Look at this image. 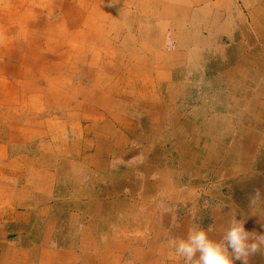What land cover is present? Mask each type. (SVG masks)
<instances>
[{
    "label": "crops",
    "instance_id": "crops-1",
    "mask_svg": "<svg viewBox=\"0 0 264 264\" xmlns=\"http://www.w3.org/2000/svg\"><path fill=\"white\" fill-rule=\"evenodd\" d=\"M183 1L186 7L193 8L192 20L201 22L200 28L220 22V11L224 10L231 38L246 39L242 27L247 24L243 10L248 7L247 0ZM256 2V6H264L263 0ZM184 32L166 37L164 43L169 46L156 51L162 59L156 62L152 59L166 73L174 68L179 74L183 71L182 49L190 38L184 37L191 35L194 40L192 32ZM202 34L198 33L197 40H208V44L207 48L204 43L197 44L204 46L198 47V52H203L197 54L198 65L206 72L211 71L213 64L215 70L218 61L212 63L209 58L214 43H209V35ZM172 40H177L174 47ZM240 46L234 54L246 59L248 48L246 44ZM184 49L196 52L194 44ZM226 62L219 61L223 81L227 79L226 70H232L224 66ZM188 64L194 66L192 60ZM168 77L175 81L169 87L186 84H181L179 77L172 79L168 75L166 82ZM226 83L231 85V80ZM112 102L113 99L105 101ZM152 103L160 104L159 119L171 122V126L188 116L185 99L175 93L158 97ZM153 113L150 117L156 119L157 113ZM98 118L90 121V128L79 129L85 138L72 146L70 159H57L56 153L41 162L25 159L26 166L8 167L6 174L0 176V264H173L168 259L172 251L170 239L186 237L193 225L205 228L212 225L214 231L209 236L219 240L235 215L244 219L247 231L264 233V198L252 200L255 192L264 194L262 129H256L245 146L242 143L240 153L229 148L217 162L214 139L208 145L194 146L187 142L188 135H184L181 126L177 130L168 129L170 136L174 133L175 137L170 140V147L165 139L163 145L147 148L137 146V123L131 118L112 116L100 127ZM151 126L147 132L151 136H168L157 122ZM207 134L211 136L210 132ZM201 150L205 152L200 154ZM226 185L230 192L222 191ZM201 214L206 216L204 221L199 217ZM248 264H264V249L250 256Z\"/></svg>",
    "mask_w": 264,
    "mask_h": 264
},
{
    "label": "rangeland",
    "instance_id": "rangeland-1",
    "mask_svg": "<svg viewBox=\"0 0 264 264\" xmlns=\"http://www.w3.org/2000/svg\"><path fill=\"white\" fill-rule=\"evenodd\" d=\"M29 1L0 0V176L6 174L8 167L26 166L25 159L41 162L54 153L58 155L57 159H70L72 146L85 138L79 129L82 126L90 128V121L98 116L99 127L112 116L113 119L118 116L131 118L137 123L135 142L138 147L161 146L165 139L170 147V140H175L174 134L168 133L171 122L159 119L160 109L152 103L158 97H169L170 93L185 99V112L189 115L181 117L174 129L181 126L184 135H189L187 142L196 146L208 145L214 139L217 162L224 158L229 148L240 152L242 143L245 146L256 129H262L260 124L264 118L254 114L249 104L252 100L264 104V96L255 97L249 93L255 92L264 80L260 76L253 82L249 77L246 81V59L234 54L236 48L247 44L248 48L264 56L261 47L264 6H256V1L261 0H247L248 7L243 10L248 26L243 25L242 31L247 29L250 36L237 41L230 36L231 26L224 22L226 11H220V22L204 24L200 28L201 22L192 20L193 8L186 7L183 0H53L51 7L49 2L46 6L45 1L39 5H35L37 0ZM31 2L35 3L32 5ZM29 10L32 11L30 14ZM204 15L207 16V12ZM177 25L182 28L176 30ZM181 31L192 32L194 40L190 39L193 36L186 35L185 39L190 38L185 40L184 48L194 44L196 52L193 54L183 48V71L179 74L174 68L171 73H166L161 65L153 63L162 59L156 51L169 46H165L166 37ZM201 32L209 35V43H214L210 48V62L226 60L224 66L232 67L231 85L227 86L229 77L223 81L222 72L214 70L213 64H210L213 69L206 72L198 65L197 54L203 53L198 52V47L204 46L197 44L204 43L205 48L208 44V40H197ZM176 41L172 40L173 47ZM147 53L151 55L146 57ZM189 59L194 66L187 65ZM165 75L172 79L179 77V82L186 84L169 87V83L175 81L168 77L169 82H166ZM107 99H113V102L105 103ZM139 99L143 102H138ZM199 108L200 111L195 112ZM153 112L157 113V120L150 117ZM156 122L168 136L147 133ZM204 152L199 151L200 154ZM230 190L227 185L222 189L225 193ZM201 195L205 197L203 193ZM203 216H199L202 221L206 219Z\"/></svg>",
    "mask_w": 264,
    "mask_h": 264
},
{
    "label": "clouds",
    "instance_id": "clouds-1",
    "mask_svg": "<svg viewBox=\"0 0 264 264\" xmlns=\"http://www.w3.org/2000/svg\"><path fill=\"white\" fill-rule=\"evenodd\" d=\"M264 194L257 191L252 200L258 201ZM244 219L232 217L227 229L219 240L209 236L214 231L212 225L207 228L193 225L186 237L172 238L168 245L172 251L168 259L173 264L182 260L183 264H248L249 257L264 249V233L249 232L244 227Z\"/></svg>",
    "mask_w": 264,
    "mask_h": 264
},
{
    "label": "bare ground",
    "instance_id": "bare-ground-1",
    "mask_svg": "<svg viewBox=\"0 0 264 264\" xmlns=\"http://www.w3.org/2000/svg\"><path fill=\"white\" fill-rule=\"evenodd\" d=\"M20 1V0H19ZM29 1V0H28ZM38 1V3L36 2H31V4L33 5L34 3H35V5H39L42 1H45V4H46V6H48V2H49V4H50V7L52 6V4L54 3V1L53 0H37ZM7 2V1H6ZM30 2V1H29ZM60 2V1H59ZM78 2V1H77ZM62 4L63 3H65V1H62L61 2ZM92 3V2H91ZM100 3V2H99ZM81 4V3H80ZM9 5V4H8ZM91 5H93V4H91ZM99 5V4H98ZM102 5V4H101ZM26 6V5H25ZM107 6H108V4H107ZM76 7H78V6H76ZM85 7V6H84ZM99 7V6H98ZM28 8V7H27ZM31 8V7H30ZM100 8V7H99ZM5 9V8H4ZM6 9H7V7H6ZM15 9V8H14ZM23 10V9H22ZM32 11H33V9H31ZM102 10V9H101ZM10 11V10H9ZM19 11V10H18ZM30 11V10H29ZM32 11H30V12H28L29 14L32 12ZM54 11V10H53ZM5 12V11H4ZM14 12V11H13ZM103 12V11H102ZM263 12H264V10H263ZM9 13V12H8ZM34 13V12H33ZM38 13V12H37ZM19 14V13H18ZM25 14V13H24ZM68 14V13H67ZM34 15V14H33ZM108 15V14H107ZM252 15V14H251ZM25 16H26V14H25ZM68 16H70V15H68ZM29 17V16H28ZM85 17V16H84ZM89 17V16H88ZM88 17H87V19H88ZM96 17V16H95ZM102 17V16H101ZM263 17H264V15H263ZM13 18V17H12ZM26 18V17H25ZM31 18H33V17H31ZM105 17H103V19H104ZM17 19H19V18H17ZM71 19V18H70ZM90 19V18H89ZM93 19V18H92ZM47 20V19H46ZM51 20V19H50ZM100 20V19H99ZM15 21V20H14ZM82 21V20H81ZM102 21V20H101ZM262 21V20H261ZM47 22V21H46ZM53 22V21H52ZM29 23V22H28ZM94 23V22H93ZM7 24H9V23H7ZM14 24H16V23H14ZM48 24V23H47ZM51 24V23H50ZM56 24V23H55ZM54 24V25H55ZM4 25V24H3ZM23 25V24H22ZM52 25H53V23H52ZM58 25V24H57ZM82 25V24H81ZM247 25V24H246ZM27 26V25H26ZM35 26V25H34ZM51 26V25H50ZM62 26H63V24H62ZM248 26V25H247ZM7 27V26H6ZM23 27V26H22ZM48 27V26H47ZM86 27V26H85ZM9 28V27H8ZM7 28V29H8ZM18 28V27H17ZM61 28V27H60ZM79 28V27H78ZM80 28H82V27H80ZM5 29V28H4ZM10 29V28H9ZM8 29V30H9ZM77 29V28H76ZM84 29V28H83ZM102 29V28H101ZM12 30V29H11ZM23 30V29H22ZM60 30V29H59ZM92 30V29H91ZM97 30V29H96ZM67 31V30H66ZM83 31V30H82ZM79 32V31H78ZM90 32V31H89ZM93 32V31H92ZM100 32H101V30H100ZM243 32H245L246 33V36L249 38V32L247 31V29H243ZM17 33V32H16ZM19 33V32H18ZM23 33V32H22ZM73 33V32H72ZM102 33H104V32H102ZM63 34V33H62ZM78 34V33H77ZM98 34V33H97ZM251 34V33H250ZM72 35V34H71ZM81 35V34H80ZM36 36V35H35ZM18 37V36H17ZM37 37V36H36ZM95 37V36H94ZM262 37H264V34H262ZM20 38V37H19ZM39 38V37H38ZM43 38V37H42ZM48 38V37H47ZM82 38H84V37H82ZM251 38V37H250ZM22 39V38H21ZM104 39H105V37H104ZM240 39V38H239ZM18 40V39H17ZM37 40V39H36ZM41 41H42V39H41ZM38 42V41H37ZM47 42V41H46ZM45 42V43H46ZM240 42V41H239ZM261 42H262V44H261V47H263L264 48V39H262L261 40ZM253 45V44H252ZM260 45V44H259ZM97 46V45H96ZM95 46V47H96ZM246 46H247V44H246ZM235 47V46H234ZM241 47V46H240ZM94 48V47H93ZM233 48V47H232ZM242 48V47H241ZM247 48H248V46H247ZM249 50H247V55H246V65H247V72H246V77H245V80L247 81H249V79H248V77L249 78H251L252 80L253 79H255L256 77H260V76H262V78H263V80H264V56L263 57H261V55L260 54H258L257 52H256V50L255 49H252L251 50V48H248ZM56 51V50H55ZM101 51V50H100ZM229 51V50H228ZM1 52V51H0ZM84 52V51H83ZM260 52H261V50H260ZM1 54V53H0ZM96 54V53H95ZM262 54V53H261ZM68 55V54H67ZM6 58V57H5ZM26 59V58H25ZM75 59V58H74ZM97 59H98V57H97ZM229 59V58H228ZM239 60V59H238ZM76 61V60H75ZM77 62V61H76ZM230 62V61H229ZM236 62V61H235ZM237 63V62H236ZM22 64V63H21ZM217 64V66H215L216 67V69L215 70H219L220 69V67L222 66H220V64H219V62L218 63H216ZM238 65H239V63H238ZM246 65H244V66H246ZM28 66V65H27ZM92 66V65H91ZM229 66V65H228ZM252 66V68L255 66V68H249V67H251ZM26 67V66H25ZM223 67V66H222ZM211 68V67H210ZM211 69H213V68H211ZM240 70V69H239ZM252 70V71H251ZM240 72V71H239ZM213 73V72H212ZM251 73H253V76H251ZM44 74V73H43ZM224 76H227V78L228 79H233V76H234V72H232L231 73V71H227L225 74H224ZM84 78V77H83ZM241 78V76L239 77V79ZM138 79V78H137ZM141 80V79H140ZM138 81V80H137ZM229 81V80H228ZM138 83H139V81H138ZM249 84V83H248ZM263 84V83H262ZM262 84H259L258 85V88L255 90V92H250L249 93V95H251V94H254L253 96H255V97H259L260 95H263L264 96V84L262 85ZM117 85V84H116ZM138 85H141V83L140 84H138ZM148 85H149V83H148ZM62 87V86H61ZM139 87V86H138ZM243 87V86H242ZM114 88V87H113ZM135 88V87H134ZM246 88V87H245ZM136 89V88H135ZM154 89V88H153ZM145 92V91H144ZM202 92V91H201ZM204 92V91H203ZM247 92V91H246ZM249 92V91H248ZM135 93H137V92H135ZM148 95V94H147ZM146 95V96H147ZM228 95V94H227ZM135 96V95H134ZM140 96V95H139ZM152 96V95H151ZM154 96V95H153ZM59 97V96H58ZM137 97V96H136ZM142 97V96H141ZM149 97V96H148ZM155 97V96H154ZM132 98V97H131ZM140 98V97H139ZM234 98V97H233ZM248 98V97H247ZM232 99V98H231ZM241 99H243V98H241ZM143 100V99H142ZM233 100V99H232ZM231 100V101H232ZM234 101V100H233ZM237 101H238V99H237ZM128 102V101H127ZM149 102V101H148ZM157 103V102H156ZM247 103V102H246ZM242 105V104H241ZM156 106L157 107H159L160 106V104H156ZM230 106V105H229ZM262 106H263V110H262ZM144 107V106H143ZM150 108V107H149ZM249 108L251 109V111L254 113V114H257V115H259L260 117H263L264 118V104H259V102H257L256 100H252L251 102H250V104H249ZM238 109V108H237ZM147 110H149V109H147ZM143 111V110H142ZM154 111H156V110H154ZM197 112V111H196ZM238 112V111H237ZM245 112H248V111H246L245 110ZM253 113H251V114H253ZM240 115V114H239ZM72 116V115H71ZM189 116V115H188ZM242 116V115H241ZM252 116V115H251ZM254 116V115H253ZM165 117V116H164ZM194 117V116H193ZM228 118V117H227ZM241 118V117H240ZM239 118V119H240ZM229 119V118H228ZM243 120V119H242ZM262 120V119H261ZM190 122V121H189ZM219 123V122H218ZM225 123V122H224ZM228 124V123H227ZM263 126H262V125ZM261 124H260V128H262V130L264 131V120L263 121H261ZM164 127H166V126H164ZM173 127V126H172ZM155 129V128H154ZM164 130V129H163ZM255 131V130H254ZM172 134V133H171ZM174 134V133H173ZM200 135V134H199ZM221 135V134H220ZM233 135V134H232ZM189 136V135H188ZM257 137V136H256ZM262 137V136H261ZM220 138V137H219ZM258 139V138H257ZM252 140V139H251ZM254 140V139H253ZM182 141V140H181ZM184 141V140H183ZM220 141V140H219ZM231 141V140H230ZM256 141V140H255ZM234 142H236V141H234ZM256 143V142H255ZM190 145V144H189ZM200 145V144H199ZM118 146V145H117ZM195 146V145H194ZM256 146H257V144H256ZM255 146V147H256ZM201 147V146H200ZM216 147V146H215ZM214 147V148H215ZM250 147V146H249ZM259 147V146H258ZM191 148V147H190ZM224 148V147H223ZM251 148V147H250ZM228 149V148H227ZM263 149V148H262ZM176 150V149H175ZM213 150V149H212ZM247 150V149H246ZM254 150V149H253ZM222 151V150H221ZM259 151V150H258ZM119 152V151H118ZM224 152V151H223ZM244 152V151H243ZM246 152V151H245ZM262 152V151H261ZM261 152H259V153H261ZM264 152V151H263ZM240 153V152H239ZM226 154V153H225ZM205 156V155H204ZM238 156V155H237ZM236 156V157H237ZM250 157V156H249ZM260 157V156H259ZM238 159V158H237ZM200 161V160H199ZM203 161V160H202ZM216 162V161H215ZM258 163V162H257ZM252 164V163H251ZM256 164V163H255ZM262 164V163H261ZM259 165V164H258ZM255 166V165H254ZM203 167V166H202ZM256 168H258V167H256ZM260 171V170H259ZM115 178V177H114ZM256 186V185H255ZM252 209V208H251ZM258 211V210H257ZM254 214V213H253Z\"/></svg>",
    "mask_w": 264,
    "mask_h": 264
}]
</instances>
